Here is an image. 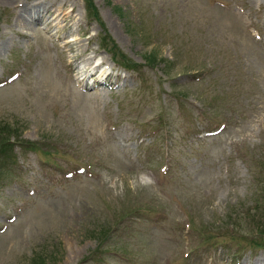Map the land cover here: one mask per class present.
Listing matches in <instances>:
<instances>
[{"label": "rangeland", "instance_id": "obj_1", "mask_svg": "<svg viewBox=\"0 0 264 264\" xmlns=\"http://www.w3.org/2000/svg\"><path fill=\"white\" fill-rule=\"evenodd\" d=\"M88 2L0 0V264H264V0Z\"/></svg>", "mask_w": 264, "mask_h": 264}, {"label": "bare ground", "instance_id": "obj_2", "mask_svg": "<svg viewBox=\"0 0 264 264\" xmlns=\"http://www.w3.org/2000/svg\"><path fill=\"white\" fill-rule=\"evenodd\" d=\"M40 6H38L36 8V10L32 9V8H23V10H21L20 12H18V17L16 19L15 25H19L24 27V29L26 30L27 28H29V25L36 22V23H41L43 25H45V28L47 31H49L48 29H51L50 24L56 20H59L60 22H64L67 24V22L71 23L72 19V13L71 12H67L65 10H63L64 8V4H60L59 6H57L55 8V10L53 11V5L52 4H47V3H42L39 4ZM51 11V14H49L48 12H46V9H49ZM30 9V10H29ZM49 11V12H50ZM43 13H48L49 17L51 18L50 21H42V14ZM42 21V22H41ZM68 27V25H66ZM63 26L62 28L66 27ZM64 46L66 48V50H71L73 47V43L75 42V40H66L64 41ZM84 52V51H82ZM72 60H71V67L72 69H70V71L72 72V70L74 71L73 73L76 74V80L78 81V85L79 86H93V88H95V86H98V78L100 76V74H104V70H101L102 66L98 65H94L92 66V59L91 58H86L85 55L82 56V54H74L72 56ZM82 65V67H81ZM77 67V69H76ZM100 67V69H99ZM97 68L99 70H97ZM96 79V80H95ZM90 80V81H89ZM103 85V84H102ZM64 92V91H63ZM66 94V93H65ZM60 97V94H58ZM55 96V95H54ZM62 97V95H61ZM65 99V97H64ZM66 101V100H65ZM64 102V101H63Z\"/></svg>", "mask_w": 264, "mask_h": 264}, {"label": "trees", "instance_id": "obj_3", "mask_svg": "<svg viewBox=\"0 0 264 264\" xmlns=\"http://www.w3.org/2000/svg\"><path fill=\"white\" fill-rule=\"evenodd\" d=\"M87 4V6L89 7L90 4L88 2V0H84ZM89 4V5H88ZM113 63H115L116 65L118 64L119 66H122L123 68L126 69L127 68H134V66H127V65H124V64H119L118 62L116 61H112ZM126 66V67H125ZM26 146L29 147V149H32L33 146H30V143H28ZM27 148V147H26ZM25 149V148H24ZM132 211V210H131ZM129 215V214H128ZM244 215V214H242ZM125 219V218H124ZM123 220V219H122ZM228 220H229V217H228ZM253 220V217L251 219L248 220V222L244 223V222H239V221H229L228 223L230 224L229 228L227 227V229L223 230V233H225L226 235H228V239L229 240H232L234 239L233 237L236 236L237 240H242L239 238L238 234H241L243 237H245L246 235L244 234H249V233H246V232H243V229L244 228H250V229H254L255 230V235L259 238V242H252V244H254L255 248H258V249H264V223L262 222H259L258 226H253L256 222H252ZM246 225V227H245ZM261 229V230H260ZM242 232L244 234H242ZM201 234V233H200ZM233 234V235H231ZM215 238H212V237H202V243L199 245L197 244L195 246V248H193V252L196 250V249H201V251H205L207 253H210L214 250H217V248L221 249L222 252H224L226 255L228 254H231V255H237L238 252L240 251L241 248H234L233 245L227 243V244H222L221 242L219 241H216ZM99 247V246H98Z\"/></svg>", "mask_w": 264, "mask_h": 264}]
</instances>
